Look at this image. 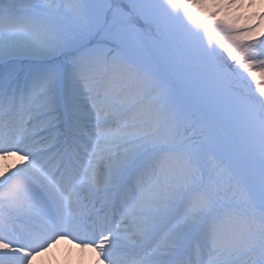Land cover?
<instances>
[{"label":"snow or ice","instance_id":"obj_1","mask_svg":"<svg viewBox=\"0 0 264 264\" xmlns=\"http://www.w3.org/2000/svg\"><path fill=\"white\" fill-rule=\"evenodd\" d=\"M264 0H0V264H264ZM15 158V159H13Z\"/></svg>","mask_w":264,"mask_h":264},{"label":"bare ground","instance_id":"obj_2","mask_svg":"<svg viewBox=\"0 0 264 264\" xmlns=\"http://www.w3.org/2000/svg\"><path fill=\"white\" fill-rule=\"evenodd\" d=\"M259 9H264V4H256L253 7H249L248 4L245 2L244 5L240 8L232 9L234 14H239L240 12H244L245 14H249L250 11L253 12L259 11ZM251 12V13H253ZM15 159V158H13ZM67 239V238H64ZM71 239V238H69ZM61 242V241H58ZM80 244L78 241H76ZM66 254L67 262L65 263L63 260L59 259V251H58V243H52L50 247L47 248L46 251L41 252L39 255L33 258V264H54V260L59 263L58 264H97V260L95 258V252L91 249L84 248L81 244V247H73L72 243L67 240H63ZM63 245V244H62ZM64 249V248H63ZM56 256V257H55ZM80 258V261L78 262ZM89 259V260H88ZM78 262V263H77Z\"/></svg>","mask_w":264,"mask_h":264},{"label":"rangeland","instance_id":"obj_3","mask_svg":"<svg viewBox=\"0 0 264 264\" xmlns=\"http://www.w3.org/2000/svg\"><path fill=\"white\" fill-rule=\"evenodd\" d=\"M260 11H264V9H259V11L254 12V13H257L258 14ZM251 12H253V10L250 11L249 13H251ZM238 15L242 16L243 15V12H240Z\"/></svg>","mask_w":264,"mask_h":264},{"label":"clouds","instance_id":"obj_4","mask_svg":"<svg viewBox=\"0 0 264 264\" xmlns=\"http://www.w3.org/2000/svg\"><path fill=\"white\" fill-rule=\"evenodd\" d=\"M32 264H33V261H32Z\"/></svg>","mask_w":264,"mask_h":264}]
</instances>
